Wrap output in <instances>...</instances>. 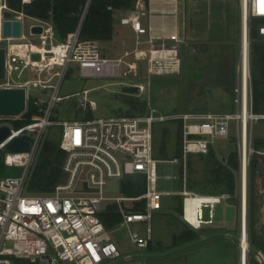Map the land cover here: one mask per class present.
<instances>
[{
	"label": "built area",
	"instance_id": "obj_1",
	"mask_svg": "<svg viewBox=\"0 0 264 264\" xmlns=\"http://www.w3.org/2000/svg\"><path fill=\"white\" fill-rule=\"evenodd\" d=\"M33 1L22 0V4L28 5ZM91 2L92 0H86L76 30L69 33L64 41L56 43L53 27L38 19H34L35 24L28 28L26 35L23 24L26 15L10 9L7 0H0V48L5 49V78L0 80V89H24V113L30 103L39 113L30 123L20 128H12L4 121L20 120L24 113L18 117L0 116V128L7 126L10 129L9 136L0 144V152L5 153L4 164L6 167L23 169L18 177H0V264H102L105 260L117 259L120 256L119 251L99 217L111 205L116 207V213L122 217L120 225L126 228L131 242L138 249H147L153 241L154 217L163 213L162 197L172 195L163 192L161 188L163 180L157 175L158 160L155 159L153 135L157 123L168 121L182 125L184 159L188 155H207L213 141L227 138L234 123L239 148L238 264H250L252 249L248 234L249 165L253 127L259 122H263L264 138V114H255L252 110L250 28L253 21H259L256 28L264 38V0H240L241 38L235 112L203 115L179 112L169 116H157L156 111L148 104V116L54 122L51 113L54 105L63 99L58 93L69 68L77 69L83 78L121 75L122 59L103 58L99 42L81 39V27ZM5 12H10L9 20L21 22L20 38L3 36ZM148 15L144 1L138 0L134 9L120 19V23L129 25L138 36L145 35L148 30L143 27L141 19ZM33 26H43V34L33 36L30 33ZM165 48L173 53V70L175 71L174 65L179 67L178 44L151 43L148 74L163 73L164 70L154 71L152 51ZM35 53L41 55L40 61L31 60V55ZM134 56L136 59L146 57L142 52H135ZM127 67L128 72L133 70L131 65L127 64ZM17 70L18 79L26 71L34 78L15 82L13 75ZM30 87L51 91L49 100L31 102L28 94ZM134 87L141 93L146 91L142 84ZM88 93V90L83 92L81 108L84 110L95 109L94 102L88 101ZM54 123L62 128L60 149L66 153L62 168L65 179L49 194H31L27 190L29 175L43 136ZM23 136L29 142L28 150L6 151L9 142ZM173 161L178 162V159ZM134 175L143 177L145 192L138 197L118 196L120 181L126 176ZM114 182L118 184V191L108 193L106 190ZM179 196L182 199L179 218L193 231L214 226L216 207L232 200L228 194L200 195L189 192L184 183ZM128 202H143L144 209L135 211L133 207L125 210L123 203ZM204 209L208 210L207 218L204 216ZM243 223L246 226L245 231ZM135 224L146 225L145 235L134 230ZM255 259L258 263H264V256L260 251Z\"/></svg>",
	"mask_w": 264,
	"mask_h": 264
},
{
	"label": "rangeland",
	"instance_id": "obj_2",
	"mask_svg": "<svg viewBox=\"0 0 264 264\" xmlns=\"http://www.w3.org/2000/svg\"><path fill=\"white\" fill-rule=\"evenodd\" d=\"M184 7L186 36L180 45V63L175 71L171 64L167 65L164 60L157 59L158 61L153 60L152 63L154 71L164 70L163 73L148 74L150 54L138 61L133 55L123 57L120 76L83 78L77 69L69 68L58 93V96L63 99L54 105L51 113L52 121L73 122L85 118L96 120L121 116H148L150 113L148 104L156 111L157 116H169L179 112L200 115L235 112L234 99L241 38L240 0H184ZM23 24L27 35L28 28L35 24V21L26 16ZM115 25L117 26L116 21H114ZM33 40L38 42L36 38ZM135 41L133 37L129 39L126 49H133ZM54 42H59L56 37ZM202 45L206 46L205 51L201 50ZM99 48L103 58L113 60L122 57L125 50L120 45L109 42H100ZM134 60L138 64L136 76L133 71L128 72L127 67V63ZM17 74L18 70L13 75L15 82L34 78L27 71L19 79ZM136 84L144 85L146 91L141 93L136 90L134 87ZM85 90L89 91L88 101L94 102L95 109L81 108ZM28 94L31 102L34 100L47 102L51 91L30 87ZM131 101L144 105L143 110H135L130 104ZM4 122L12 128H17L16 121ZM177 125L175 122L168 121L157 123L153 129L155 159L158 160L157 175L163 180L162 191L172 194L162 197L163 213L154 217L153 249H138L131 242L126 228L118 224L109 228L108 232L120 256L117 259L105 260L102 264H238L239 169L232 171L236 181V189L233 194H230L232 200L224 202L215 209V225L193 231L196 237L191 241L174 242V237L180 234L182 225L185 226L176 208L181 201L179 192L183 189V183L187 191L195 194H220L221 189L212 182L213 175L210 170L213 166L223 165L231 171L228 163L232 153L236 154L239 164V148L234 123L231 125L227 138L213 141L211 149L215 156L211 161L200 155H188L185 159L179 158L178 162L173 161ZM61 131V126L54 123L47 128L43 141H59ZM261 139H264L263 122L253 127L250 160L252 157L258 160V172L254 178L253 191L254 234L264 238V154H262L264 148L257 151L254 149V142ZM163 144H165V154L161 150ZM22 171L23 169L19 167H6L0 177H18ZM184 172L185 180L183 181ZM134 181L133 176L122 179L117 195L134 196L131 191ZM138 204L128 202L123 203V207L125 210H130ZM248 210H250V189ZM207 215L208 210L204 209L205 218ZM133 228L145 235V224H135ZM257 252L256 248L252 250L251 263L264 264L256 261ZM260 252L264 256V252Z\"/></svg>",
	"mask_w": 264,
	"mask_h": 264
},
{
	"label": "trees",
	"instance_id": "obj_3",
	"mask_svg": "<svg viewBox=\"0 0 264 264\" xmlns=\"http://www.w3.org/2000/svg\"><path fill=\"white\" fill-rule=\"evenodd\" d=\"M138 0H92L88 9L87 16L81 27V39L95 40L97 42H111L114 38V21L115 14L118 11L128 12L134 9ZM147 5L148 0H143ZM8 7L15 11H21L26 16L49 23L54 30L55 37L59 42L66 39L69 33L76 30L79 24V16L86 4V0H34L31 4L23 5L22 0H7ZM111 8V9H109ZM259 21H253L250 28V70H251V87H252V110L255 114H264V38L257 31L256 25ZM131 106L138 111H142L144 105L134 101L130 102ZM39 115L38 109L32 103L28 105L27 111L22 115L20 120L15 122L17 128L23 127L31 122L32 118ZM176 129V149L175 158H182V125L177 123ZM167 134V131H165ZM264 148V139L254 142V149ZM162 153L165 154V144L162 145ZM4 152H0V176L6 169L4 164ZM206 157L208 161L213 160L214 152L210 147ZM66 153L60 149V140H44L35 164L30 172L27 190L31 194L43 195L54 191L55 187L65 179L63 173V164ZM173 159V160H174ZM228 165L231 171L223 165L213 166L210 170L213 175V183L220 188L221 194H233L236 189V181L232 171L239 169L236 154L230 155ZM258 172V160L254 157L250 160L249 165V189H250V210H248V234L251 249H257L264 252V238L254 234V215H253V191L254 178ZM135 181L131 186L134 193L132 197H138L145 192V183L143 177L134 175ZM217 195V194H209ZM182 199L176 208L179 214L182 211ZM135 211L144 209L143 202H140L133 208ZM104 227L108 230L122 221V217L116 213L114 205L108 206L103 213L99 215ZM181 224V223H179ZM182 225V224H181ZM185 225V224H184ZM196 237L193 230L182 225L181 232L174 237V242L185 243ZM147 249H153L152 243H149ZM250 264L251 260H250Z\"/></svg>",
	"mask_w": 264,
	"mask_h": 264
},
{
	"label": "crops",
	"instance_id": "obj_4",
	"mask_svg": "<svg viewBox=\"0 0 264 264\" xmlns=\"http://www.w3.org/2000/svg\"><path fill=\"white\" fill-rule=\"evenodd\" d=\"M146 10L148 16L141 19L142 25L148 30L145 35L138 36L129 25H122L120 19L125 17L128 12L118 11L115 14L117 26H114V38L110 44H117L124 48L123 56L114 60L122 59L123 57L134 56L135 52H142L146 56L149 54L150 44L166 45L178 44L179 46V60H180V45L186 36V13L184 7V0H148ZM135 38V47L131 50L127 48V41ZM137 42L139 45H137ZM145 46V47H142ZM142 55V54H141ZM155 56L157 58H155ZM173 53L168 49H160L152 51L153 60H164L166 64H171ZM136 59V58H135ZM113 60V59H109ZM137 61L140 59H136ZM137 61L127 63L133 67V73L137 75L138 64ZM173 64V62H172ZM178 65H174L177 69ZM176 67V68H175ZM163 182H161V188ZM180 193V192H179Z\"/></svg>",
	"mask_w": 264,
	"mask_h": 264
},
{
	"label": "water",
	"instance_id": "obj_5",
	"mask_svg": "<svg viewBox=\"0 0 264 264\" xmlns=\"http://www.w3.org/2000/svg\"><path fill=\"white\" fill-rule=\"evenodd\" d=\"M5 21L3 22V36L6 38H20L21 37V22L11 21L10 12L4 13ZM43 26H33L30 33L33 36H39L43 34ZM201 50L205 51L206 46L202 45ZM40 54H32V61H40ZM5 78V49L0 48V80ZM25 90L22 88L16 89H0V116H21L26 107ZM10 129L7 126L0 128V144L9 136ZM29 149V142L26 137H19L13 139L6 145V151L19 152ZM108 193H116L118 191V184L116 182L111 183L106 190Z\"/></svg>",
	"mask_w": 264,
	"mask_h": 264
},
{
	"label": "bare ground",
	"instance_id": "obj_6",
	"mask_svg": "<svg viewBox=\"0 0 264 264\" xmlns=\"http://www.w3.org/2000/svg\"><path fill=\"white\" fill-rule=\"evenodd\" d=\"M155 58H157V57L155 56ZM157 61H158V60H157ZM175 68H176V67H175ZM244 222H245V220H244ZM243 226H244V231H245V229H246V228H245V227H246V226H245V223H243Z\"/></svg>",
	"mask_w": 264,
	"mask_h": 264
}]
</instances>
